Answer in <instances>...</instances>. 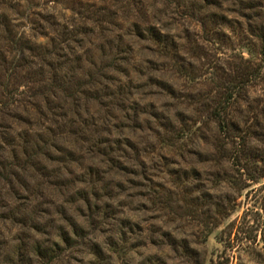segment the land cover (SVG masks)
Instances as JSON below:
<instances>
[{
	"label": "rangeland",
	"instance_id": "obj_1",
	"mask_svg": "<svg viewBox=\"0 0 264 264\" xmlns=\"http://www.w3.org/2000/svg\"><path fill=\"white\" fill-rule=\"evenodd\" d=\"M204 1L170 4L162 47L124 0H0V264H264V0ZM47 50L67 93L115 79V104L77 93L70 164L37 137Z\"/></svg>",
	"mask_w": 264,
	"mask_h": 264
},
{
	"label": "trees",
	"instance_id": "obj_2",
	"mask_svg": "<svg viewBox=\"0 0 264 264\" xmlns=\"http://www.w3.org/2000/svg\"><path fill=\"white\" fill-rule=\"evenodd\" d=\"M147 1L148 0H124V3L128 9V12L129 11L134 12L135 15L137 13L139 15L138 18H141L143 20L141 22L142 24H144V27L141 30H143L145 34H148L150 38L149 40L157 45H161L162 47H165V44H167V42L169 41L168 40L169 38L165 34L166 27L163 24L162 17L167 16L166 10L167 8H169L170 4L185 7V4H183L185 0H160L163 4L166 5V7L158 11L161 17L157 19L156 21H154L153 23L146 20L148 19V15L153 13V11L149 9ZM207 1H210V3L208 4L218 6L216 5L217 4L216 1L214 0H205L204 2H207ZM232 2L238 5L244 4L243 0H232ZM136 24L137 23L134 22L131 25L136 26ZM13 42L14 44L16 43L15 41ZM24 49L30 50L29 48L27 49L24 48ZM262 54L264 55V48L262 49ZM43 60H44L43 61L44 63L40 65L41 66V69L39 70L41 72L40 74L41 75L44 74L42 73L44 71L43 66L49 69L48 75L49 73H51V75L48 78V80L50 81L48 88H52L54 91H52L50 95L43 96L45 106H44V109L40 110L39 112L40 119H39L38 129L41 131V133L37 135V137H39L38 139L43 143L42 149L47 150V151L50 149H53L56 154H59L60 157L57 160L58 163L64 164L68 162L70 164L72 162H75V159L72 158V154L70 153L71 151L70 148L71 147L73 148L76 145H74L73 143H71V141L68 140L67 134H71V135L78 134L77 139H80L81 141L82 139L80 137L82 136V133L85 132L87 128L95 126V123H92V122L89 123L88 121H85V120L81 121L80 115L78 113V110H79L78 103H79V99L81 98L76 96L78 95L77 93H81L83 96L88 97L90 100H93L100 105H101L102 99H109L110 102H112L111 104H115L114 100L116 97V92L110 91V89H114V90L116 89V85L114 83H111V82H115V79L112 77H109L110 76L109 73L104 71L103 73H100L99 76L102 80H104L107 83V85H104V84L102 85V83H99L97 79H90L89 83L87 84L88 87L85 91H79V89H77L75 93H67V91L71 89V85H72L71 79L73 75L69 77L70 80L67 79L65 75L62 77H58V74L64 73L65 69L67 68L66 62L68 61V59L66 58V56L58 55L55 51L47 50L45 54L43 55ZM106 68H107V71L110 70L109 72H112V73L118 72V64L116 62V59H112ZM242 71L243 72H240L239 73L240 75H238L239 79L237 83L239 84H242L243 81L250 80V76L252 75L251 70L242 69ZM58 82L64 84L66 87L63 86L61 88V85H59L60 86L59 87L57 85ZM58 88H60V91L62 92L61 96L59 97L55 93ZM232 94H233V91H232ZM229 96L231 97H227L228 99L232 98V95L229 94ZM67 111L74 114L77 122L79 123L80 126H82L81 129H78L75 131L66 130V124H64V122L69 123V124L71 122L73 123V121L71 120H68V121L66 120L68 117L70 118L73 116V115H70L67 117V114H68ZM71 124L70 126H72ZM226 127L227 126L224 127V130L227 135L232 134L231 137L240 138L241 131L238 130L237 127L231 126L228 129H226ZM45 138H48V139L45 140ZM76 142H78V140H75L74 143ZM102 144H103L102 142L96 143L95 145L91 146V148L96 149L98 152H100V147ZM58 145H62V148L58 147ZM105 148H107L106 145H105ZM65 168L66 167H63V169ZM41 176L42 178H48V175L46 173H42ZM59 177L60 175H57L55 173L51 177V179L59 178ZM79 182L82 183L83 181H79ZM47 183L48 185H52V186L55 185L49 181ZM82 200L83 202H87L86 201L87 199L85 197H82ZM70 226L72 227V230H73L74 225H70ZM72 234L77 235L75 231Z\"/></svg>",
	"mask_w": 264,
	"mask_h": 264
}]
</instances>
